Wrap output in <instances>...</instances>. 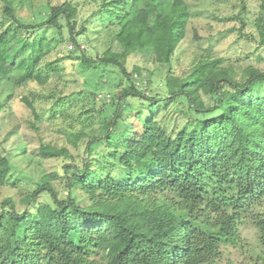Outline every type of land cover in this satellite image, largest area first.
<instances>
[{
    "label": "rangeland",
    "instance_id": "rangeland-1",
    "mask_svg": "<svg viewBox=\"0 0 264 264\" xmlns=\"http://www.w3.org/2000/svg\"><path fill=\"white\" fill-rule=\"evenodd\" d=\"M6 1L0 0V152L9 157L11 165L0 185V212L7 198L19 212L55 205L47 192L28 202L45 180L65 198L66 177L74 170L66 166L82 169L88 146L90 161L102 181L97 192H103L104 198L90 197L81 188L74 194L85 205L112 198L109 194L118 186L120 171L111 173L107 166L119 164L109 159L117 151L113 145L108 149L105 142H92L108 133L118 104L113 142L119 145V156L129 149L133 136L174 140L199 121L228 119L238 108L240 93L224 83L220 86L228 100L210 113H197L185 95L170 97L200 60H218V67L240 83L247 81L252 68L264 72V0H184L189 16L173 35L176 46L168 63L160 62L150 47L127 53L118 41V18L134 0H9L15 17L9 15ZM63 4L76 7L73 31L63 14L56 23L44 24ZM109 52L119 54L129 76L115 63L85 62V58L100 59ZM133 86L155 101L142 96L123 98ZM252 92L246 103L261 114L264 124L260 102L264 81ZM200 97L207 107L218 102L214 93L200 90ZM44 144L65 149L66 154L45 156ZM225 184L230 193L240 189L236 179ZM165 197L171 202L173 195L168 191L155 194L159 202ZM244 204L239 202L238 244L220 243L221 255L211 264H264V231L259 225L264 220V195ZM95 251L91 264H107V252Z\"/></svg>",
    "mask_w": 264,
    "mask_h": 264
},
{
    "label": "trees",
    "instance_id": "trees-1",
    "mask_svg": "<svg viewBox=\"0 0 264 264\" xmlns=\"http://www.w3.org/2000/svg\"><path fill=\"white\" fill-rule=\"evenodd\" d=\"M6 2L9 15L15 17L11 2ZM61 14L73 31L76 7L71 4L55 9L44 24L56 23ZM188 16L184 0H134L118 18V41L127 53L150 47L160 62L168 63L176 46L173 35L185 25ZM85 62L115 63L130 75L115 52L100 59L85 58ZM260 81H264V72L258 69H250L247 81L240 83L218 67V60H200L170 97L185 95L197 113H210L228 100L220 86L224 83L240 93L237 110L220 122L199 121L174 140L149 134L144 138L133 136L122 157L118 155L119 145L113 142L121 106L118 104L108 133L94 137L92 142H105L108 149L113 145L117 151L109 159L119 164L107 166L111 173L120 171L118 186L109 194L112 198L85 205L74 194L81 188L90 197L104 198L103 192H97L102 181L90 161L92 151L88 146L82 169L66 166V170H74L66 177L65 198H60L48 180L28 198L29 202L47 192L55 205L42 204L36 212L29 208L19 212L11 198L5 200L0 212V264H91L95 249L107 252V264L214 263L221 255L220 243L239 242V202L244 204L264 195L263 118L246 103ZM200 90L217 94V104L207 107L200 99ZM129 96L155 101L134 86L123 94V98ZM260 102L264 104V99ZM41 149L45 156L66 154L65 149L45 144ZM10 165L9 157L0 152V185ZM233 179L240 189L230 193L225 181ZM160 191L171 193V202L167 197L159 202L155 194ZM229 207L232 213H227ZM259 225L264 231V220ZM261 239L264 245V234Z\"/></svg>",
    "mask_w": 264,
    "mask_h": 264
}]
</instances>
